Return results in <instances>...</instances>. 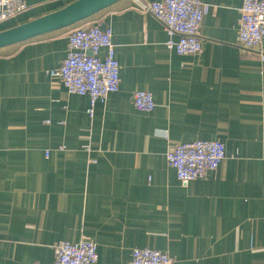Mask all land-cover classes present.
<instances>
[{
    "label": "crops",
    "instance_id": "obj_1",
    "mask_svg": "<svg viewBox=\"0 0 264 264\" xmlns=\"http://www.w3.org/2000/svg\"><path fill=\"white\" fill-rule=\"evenodd\" d=\"M72 1L26 0L0 31ZM202 1L194 55L168 49L136 0L0 48V264H52L59 241L84 239L97 264H128L135 247L171 264H264V38L239 43L241 0ZM86 24L110 28L119 64L118 90L92 117L88 96L48 73ZM137 89L152 93L150 112L133 106ZM199 139L223 142L225 157L182 184L166 150Z\"/></svg>",
    "mask_w": 264,
    "mask_h": 264
},
{
    "label": "built area",
    "instance_id": "obj_2",
    "mask_svg": "<svg viewBox=\"0 0 264 264\" xmlns=\"http://www.w3.org/2000/svg\"><path fill=\"white\" fill-rule=\"evenodd\" d=\"M140 10L158 20L168 34L166 47L179 55L200 52L199 27L209 5L202 0L138 1ZM27 8L26 0H0V22L20 14ZM238 41L246 50H255L264 38V0H241ZM174 36H177L174 39ZM68 49L62 63L48 71L61 81L69 94L87 95L86 109L92 117L97 101L105 102L119 86V64L115 57L111 30L99 24L72 27L67 35ZM105 54L100 56V50ZM133 106L142 112L153 110L152 93L137 89L132 94ZM47 155V152H46ZM225 157V146L219 140H194L168 146L165 158L182 184L202 178L215 170ZM95 242L59 241L52 264H97ZM170 256L156 249H132L128 264H171ZM121 264V263H118Z\"/></svg>",
    "mask_w": 264,
    "mask_h": 264
},
{
    "label": "water",
    "instance_id": "obj_3",
    "mask_svg": "<svg viewBox=\"0 0 264 264\" xmlns=\"http://www.w3.org/2000/svg\"><path fill=\"white\" fill-rule=\"evenodd\" d=\"M118 0H74L33 20L0 31V48L78 23ZM104 28V26H101Z\"/></svg>",
    "mask_w": 264,
    "mask_h": 264
}]
</instances>
